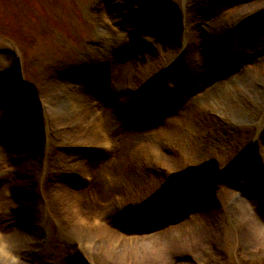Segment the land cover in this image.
<instances>
[{"label":"rangeland","instance_id":"obj_1","mask_svg":"<svg viewBox=\"0 0 264 264\" xmlns=\"http://www.w3.org/2000/svg\"><path fill=\"white\" fill-rule=\"evenodd\" d=\"M169 1L178 7L179 11L176 13L180 14V17L163 8L157 0H0V86L2 76L9 77L8 93L12 92L17 98L15 103L10 104L0 93V241L12 231V226L18 225L21 230L23 226H27L25 222L28 221V206L42 218H39L37 223L32 222V237H18L26 247L21 251L24 253L23 263H20L22 257L19 252L14 251L12 259L19 260V263H13L0 252V264H3L2 260L10 264H86L85 260H88L89 264H152L154 257L149 256L151 250H145L143 245L138 248L137 239L140 235L143 239L146 234L145 238L158 244L159 233H169L168 228L179 226L185 220L192 221V217L202 220L207 212L213 214L215 222L222 224L210 227L202 233L203 238L199 239L198 246L190 250H186L187 238L168 234L163 246L158 250L159 257L154 264H264V176L260 170L264 158L259 163L261 166L258 165L257 170H252L248 176L250 187L254 189L252 196L255 198V204L252 200V209L227 206L221 198L226 195L228 187L215 177L216 181L210 189L214 190L213 197L218 201V204L214 203V208L208 210V206L203 204L202 209H194V205L199 203L198 199H201L199 197L203 186H199L196 195L190 198V202L186 200L183 206V219L175 221L176 214L169 218L163 213L165 216L154 218L158 221L148 223L150 228L160 224L158 229L136 234L138 236L132 238V234L127 230L124 233L120 231L122 237L130 243L115 248L111 253L107 251V257L99 246L101 239L98 231L93 233L96 238L91 239V242L80 234L79 237L83 238L71 239L64 232V229L69 231L75 225L87 230L93 226L94 218L104 215L105 224L115 230V222L112 224L109 212L119 214L118 210L126 207L132 198L127 188L138 189L137 179H143V170L149 174H155V171L158 173L154 167L155 163L162 169V173L156 175L163 185L164 171H183L189 179L188 177L198 171L200 173L213 166H222L229 157L236 155L242 143L246 145L247 141H253L256 135H264V68L259 70L257 78L234 84L229 87V93L221 96L219 94L224 91L220 85L222 79L214 74L207 82L201 81L198 76L199 65H196L199 70L188 66L191 70L188 77L192 78V84L190 82L180 94H175L177 91L174 80L167 78L160 81L162 91L167 93V101L170 103H167L169 105L165 109L158 108L155 115L160 123L169 122L173 114L176 117L182 116L179 120L185 131L186 118L189 114L196 116L197 112L189 109L183 114L179 105H192L193 99H197L201 92L217 91L218 100H208V104L198 110L201 121L207 126L195 138L193 143H198L195 149L186 135H174V140L170 138L171 141L163 135V139L150 141L146 149L141 148L143 138H139L136 143L142 142L140 146L131 144L125 147L124 130L115 124V121L126 124L125 120L123 122L114 118V121L108 115L106 105L109 102V109H117L121 104L119 99L107 101L106 97H95L87 93V89L84 90L90 84L84 83L88 81V75L91 74V80L94 82L92 86L95 87L100 79L94 71L101 75L104 73L101 68L98 71L94 70V67L97 66L98 60L105 56L104 42L113 40L114 37L121 38L118 48L126 56L128 65L127 70L121 73L125 83L128 82L126 86L123 85L127 95L123 98V107L132 97L131 91L139 93L148 86L156 88L153 75L155 63L165 66L175 55L172 53L185 50L183 46L174 45L177 37L185 39V43H188L189 39L193 40L190 42L192 44L185 45H188L187 61L198 64L204 58L201 49L208 53L213 52L215 63L220 42L224 41L226 35L231 36L234 41L230 47L232 52L226 73L233 69L235 74L240 76L251 65L264 62V0ZM254 1L255 4H252ZM110 8L116 11L114 15ZM234 9L238 12L235 16H230V10ZM261 14L262 21L256 23L254 16ZM242 21L245 24L241 26ZM235 28L238 31L236 37L232 35L236 32ZM212 37L217 40L216 44H209ZM141 40L147 47L136 51V44ZM125 45L133 51L126 52ZM7 50H16L19 53L23 66L22 77L25 78L27 86L23 78L11 75L12 58L7 52L4 53ZM246 50L252 52V55L248 56L249 61L237 64L235 54ZM164 52L170 59L167 55L164 57ZM134 55L138 58L134 59ZM121 62L123 61L119 62L120 65ZM173 62L169 64L170 68L177 64V61ZM141 66L147 67L143 71ZM102 67L106 68L110 75L114 74L115 67L112 64L109 68L106 65ZM139 69L140 72L135 71ZM171 69L175 71L177 67ZM186 69V64L178 65L180 75L185 76V79ZM106 76L105 83L112 86L110 92L116 91L118 88L112 85L113 80ZM133 76L137 77L134 85L129 84ZM107 84L102 85V88L98 87L101 88L100 91L107 90ZM75 89L78 94L74 92ZM159 92L160 89L149 96L155 104L163 102L158 101ZM88 95L94 97L90 102L97 104L93 106L90 118H87L85 124L77 123L82 114L81 110L86 111V105L82 108L80 105ZM170 112L173 114L162 118ZM211 113L220 115L222 119L219 121ZM174 122L180 123L178 120ZM171 126L165 124L167 129ZM174 129L172 127V130ZM153 131L155 128L150 125L138 134L147 136ZM208 141L210 143H207ZM105 142L112 143L111 150L107 153L102 152ZM261 142L264 143V137ZM261 151L258 153L264 157ZM117 155H120L125 163L124 174L128 173L135 179L131 178L127 185L121 179L123 183L119 188L115 175ZM132 157L148 160L150 165H154L142 170L129 165L131 162L128 160ZM246 168L250 170V165L247 164ZM188 169L192 173L188 172ZM75 174H87L90 182L81 186L83 182L78 180ZM239 178L241 177L238 174L235 180ZM16 181L22 184L18 187ZM231 190L237 201L243 199V191L237 188ZM18 191H25L28 195L25 193V196H19ZM105 193L108 194L107 197ZM64 196H69L68 201L77 204L73 210L74 220H67L66 217L65 219L57 210ZM213 197L210 200H213ZM113 200L115 204L110 207ZM107 201H110L109 204ZM57 212L60 217H57ZM7 214L10 216L9 222L1 221ZM127 219L129 216H121L118 222L132 230L131 227H136L137 219ZM157 222L158 224H155ZM3 223L11 225L5 226ZM35 229H38V232ZM151 236L155 240H152ZM16 238L13 237L14 240ZM188 238L191 240L190 236ZM133 248L141 252L132 251ZM27 249L32 251V255H25ZM76 252L80 253V256L75 260L73 254ZM162 254L163 256H160ZM161 257L164 258L160 259Z\"/></svg>","mask_w":264,"mask_h":264},{"label":"bare ground","instance_id":"obj_2","mask_svg":"<svg viewBox=\"0 0 264 264\" xmlns=\"http://www.w3.org/2000/svg\"><path fill=\"white\" fill-rule=\"evenodd\" d=\"M255 1L252 2V4H255ZM110 12L113 13L112 15H114L116 13V11L113 10L112 8H110ZM237 12H238V10H235V9L234 10H230V16H232V15L235 16ZM164 14H166V13H164ZM252 16H250L249 19H251ZM262 16H263L262 14L254 16V19H255L256 23L262 21V19H263ZM244 24L245 23L242 21L240 25L242 26ZM154 31H155V29L153 28L152 32H154ZM234 31H236V32H233L232 35L236 37L238 31H237L236 28H235ZM120 40H121L120 37L119 38L118 37L117 38L114 37L113 40H110V39L106 40L107 42H104L105 56L103 58H101L100 60H98V63H97V66L99 67V69L101 68V70H103V72L107 76L110 75V73L107 71L106 68H104L102 66L106 65V67L108 66V68H109V66L112 64V66L115 67L114 70H113L114 74L110 75V79L113 80V84L116 85V88H118V89L116 91L114 90L115 93H113V92L108 93L107 94V98H109V99L117 98V99H119V102L121 104H120V107L117 110H113L112 108L109 109V103L106 104L108 106L107 108L109 110V114L108 115H110V117L113 120H114V118H119V119L123 120V117H126L127 112H128L125 108L122 107L123 98L125 99V97L127 96L126 93L124 92L125 88H123V87L126 86L128 82L125 83V81L121 77V73L123 71L127 70L128 65H127V62L125 60L126 56L121 54V52H120V50L118 48ZM235 40L238 41V39H236V38H235ZM192 41H193L192 39L191 40L189 39L188 43H184L183 47L185 48V50L180 51L178 53L177 52L172 53L173 55L174 54L175 55L171 59L168 58V55L164 52L165 53L164 57L167 55V58L170 59L165 66L159 65L160 63H155V68H154V73H153L154 82L156 83L155 87L160 89L161 95L164 96L162 88H161L159 83H160V81H163L164 79H167V78H169L170 80H174L176 82V91L177 92H175V94H178L179 92H181L184 89L185 86H183V84L185 83V77L183 75H180V70H178V65L179 64H182L183 66H184V64H186L187 72H189L190 68H198L197 70H199V67H200V73L198 74V76L201 78V81H205V82H207L209 79H211L214 74L219 73V69L216 66L212 65L213 52L208 53L204 49H201L204 52L203 53L204 58L202 60H200V63L195 64L194 62L192 63V61H187L188 57H187V51H186L187 48L186 47L188 45L192 44V43H190ZM216 41L217 40L214 37H212L211 41L209 42V44H211V43L212 44H216ZM186 44H188V45L185 46ZM125 47L129 50L127 45H125ZM192 49L194 50L193 47H192ZM251 55H252V52H250V51L248 52V50H246L243 53L242 52H238V53L235 54V58L237 59V60L236 59L235 60H236L237 64H239V63L244 64L246 61H249L250 57L248 58V56H251ZM205 57H207V59ZM190 58L193 59L191 54H190ZM209 59H210V61H209ZM120 61H123V62H121V65L119 64ZM173 61H177V64L174 66V67H177V69L175 71L171 69V68L174 69V67L170 68V65H169L170 63L171 64L174 63ZM228 61H230L229 57H228ZM133 63H134V61H133ZM187 63H188V65H187ZM232 63H233V65H235L234 62H232ZM196 65H199V67H197ZM188 66L190 67L189 69H188ZM228 66L229 65H227V67ZM141 67H142V69L144 71L147 66L146 67L141 66ZM263 68H264V62L260 63V65H251L248 69L246 68L240 76L236 75L235 71L233 69H231L229 71V73H227V75L226 74L224 75V78L220 82L221 89L223 87L224 91L221 92L219 95L221 96V95L225 94L226 92L229 93L231 91L229 89V87L234 85V84H237V83L242 84L243 82L248 81V79H250V78H257L259 70L263 69ZM117 69H118V71H117ZM22 71H23V68H22V64H21V72ZM220 72H222V71H220ZM118 73H120V74H118ZM136 79H137V77L133 76L131 81H129V84H132L134 81H136ZM190 82L192 84V78H188V76L186 75V87H188ZM133 85H134V83H133ZM79 86L82 88L80 83H79ZM76 89H75L74 92L76 94H78V91ZM85 89L88 90L87 93H90L91 95H93L95 97H97L99 95L96 87H91L90 84L88 85L87 88H84V90ZM152 91H154V90H152ZM216 92L217 91H215V92H213V91L210 92L209 91V92H204V93L201 92L200 94L197 95L198 98L193 102V107L190 106V104L189 105L188 104L187 105H184V104H180L179 105V109H181L183 114H185L186 111L189 110V109L196 110V112H197L196 116H193V115L189 114L188 117L186 118V131L184 129L185 127L183 126L182 122H180L179 117L170 118V121L169 122H165V123L155 122V124H154L155 131H153V133L148 134L147 136L139 135L138 134L139 129H137L132 124H124V123L122 124V123H119L118 121L114 120L115 124L117 126H120V127L123 128L124 133L126 135L123 145L125 147L130 146L131 144L140 146V143H142V142H140V143L137 142L136 143V140L139 139V138H143L142 139L143 146L141 148L144 149L147 145L150 144L149 143L150 141H156L157 139L165 138L163 135H165L170 141H171L170 138L173 139L172 136H174V135L175 136L176 135L177 136L186 135V138L189 137L190 140H191L190 143L192 144L191 145L192 148L195 149L196 145L198 144V143L197 144L193 143L195 138L197 137V135H199L201 133L203 128L207 126V124L205 122L201 121V118L199 117L198 110H199V108L205 107V105H207L208 102H209L208 100H210V101L214 100V99L218 100V95H216ZM93 96L90 97V95H88L81 102L80 108H82V106L85 104L86 106H84V107H86V111H82L81 110L82 114L77 119V121H78L77 123L81 122L82 124H85V121L87 120V118L88 117L90 118L89 114L91 113V110L93 109V106L97 104V103L90 102V99L94 98ZM188 99H190V98H188ZM85 102H87V103H85ZM166 107H168L167 102H163V104H161V108H166ZM150 109L153 112L156 110V108H153V107H151V108L149 107V110ZM119 111L121 113H119ZM111 115H113V117ZM177 120L180 123H178V124H176V122L173 123V121H177ZM123 122H124V120H123ZM165 124H167L168 126L169 125H172V126H171L170 129H167V128H165ZM172 127H174L175 129L172 130ZM207 143H210V141H208ZM121 153H123V152L121 151ZM117 157H118V159L116 160L117 162L115 164V175L117 176V182L119 183V185H118V188H119V186L122 187V183H123V182H121V179L124 180L125 185H127V181H129L131 178L133 180H135V179H134V177H130V175L128 173L124 174L125 173L124 170H125V167H126L125 163H124L123 159L120 158V155H117ZM100 158H104V157H100ZM262 158H264V157H262ZM205 162L207 163V161H205ZM132 165L137 166L140 169L142 168V170H143V168H150L151 167V165H150L148 160H142V158L140 160L138 157H136L132 161ZM227 165H229V164L223 163L222 169H220L217 172L218 173L217 174L218 175L217 176L218 179L223 181L226 184V186L228 187L226 195L224 197H222L221 199L227 204V206H230V207L237 206L240 209L244 208V207L252 209V205L253 204H252L251 201L254 200V204H255V198H253V196H252L253 193H254V189H252L250 187V181H249V178H248V171L249 170H247V168L244 167L243 164H239V166L238 165L237 166L234 165V167H236V168L235 169L233 168V170L229 169L228 171H226V170L223 171L224 170L223 167L224 166L226 167ZM234 170H235V172L238 171V173L240 174L241 178L239 180H235V178L233 177L234 176V174H233ZM240 170H245V172L247 171V173L240 172ZM143 172H144L143 179H137V181L139 182L138 189L137 190H133V189H130V187L127 188V190L129 189L128 190L129 196H131L133 198V199L130 198V200L128 202H133V203L135 202L136 205H134V208L137 207L136 211H135L136 212L135 213V215H136L135 218L137 219V220H135V226L136 227H134L133 231L130 232L133 235H135L136 233H146L145 231L148 230L149 226H150V224H148V223H150V221H153V220L154 221H158V220L154 219V218H157L156 216L147 218V214L150 213L154 209H152L150 207H146L145 209H141L142 208L141 206L142 205H146L145 203L149 199L153 200V201H155L156 199H161V195L159 194V192L162 191V188L159 185V184H161V181L157 180L158 177H157L156 174H153V173L149 174L148 172H145L144 170H143ZM261 173L264 176V160H263V169L261 170ZM23 174L26 176L25 173H23ZM183 176H184V173L181 172V177H183ZM144 180H146V182H144ZM27 181H28V176H27ZM140 181H142L143 184H141L142 182H140ZM186 181H187L188 186L184 187L183 192L185 194L181 196L180 203L182 205L184 203H186V200H187V202H190V198H192L194 196V194H195L194 187L199 185V183L191 184L192 180H186ZM25 182H26V180H25ZM20 183L21 182H17L16 181V186L20 185ZM235 188H237V190L243 191V193H244V194H242L243 195V199L241 201L238 200L240 202H238L234 198V195H232L234 193L232 192L231 189H235ZM257 190L261 191V189H257ZM18 193H19V196L20 195L21 196H25L27 194L25 191L24 192L18 191ZM105 194H106L105 197H107L108 194L107 193H105ZM6 202H7V200L4 201L3 206L6 204ZM109 202H108V204H109ZM217 202H216L215 198L213 200H206L205 204L208 206L207 209L209 210V209L214 208L215 204H218ZM160 203L161 202L157 203L156 207L157 208L159 207L158 209H161V207H162ZM114 204L115 203H114V200H113L110 203V207L114 206ZM116 205H120V204H116ZM74 207L75 206H73V204L71 202L67 201L64 198V199H62L59 202L57 210H58L59 213H61L60 215H63L64 218L66 217L67 220H69V219L70 220H72V219L74 220V218H75L74 211H73ZM157 208H155V210H157ZM58 212L56 213V215H58L57 217H60ZM26 213L28 215V217H27L28 221L25 222V224H27V226H25V228L23 226L22 227L23 230H21L18 225L16 227L12 226V228H13L12 231L10 233L8 232L7 233L8 234L7 237L6 238L3 237L2 240L0 241V252L1 253L2 252L7 253V254H5V257H8L9 254L12 257L14 255L13 254L14 251L19 252V254H20L19 256L22 257V259H20V263H23L22 260H23V256H24V253H22L21 251L26 249V247H24L23 243H21L20 240H18V237H22L23 235L26 238L32 237L31 235H32L33 230H34V226L32 225V222L37 223L39 218H40L39 216H37L35 213L32 212L31 206L27 207V212ZM113 214H114V216H113ZM153 214L156 215L157 213H153ZM109 215H110V218L112 220L111 221L112 224L115 222L113 224V226H114L113 228L115 230H112L111 228L106 227V226L105 227L102 226V227L98 228L99 230H94V229H91V228L86 230V229H84V228H82L80 226H76L75 225L69 231L64 229V232L67 233L66 235H68V237L71 238V239L79 237V234H80L81 236H84V238H86L88 241L90 239V242H91V239L96 238L95 236H93V233L98 231L100 233L99 237L101 239V244L99 246L101 248V251L104 252L103 254L107 257L108 256V255H106L107 251L111 253V252H113V250H115V248L126 246L127 244L130 243V241L125 240L122 237V235L119 233L120 231L124 233V232H126V230H128V227H126L125 225L123 227L121 225H119L118 219L121 216L118 215L117 213H114L113 211L111 213L109 212ZM6 216L7 217H5L4 219H1V221H4V220L8 221L10 216H9V214H7ZM213 217H214L213 214H211V213L209 214L207 212L206 215H205V218L203 217L202 220L192 217V221H186L185 220L179 226H176V227L172 226L171 228L167 229L169 233H165V234H163V233L160 234L159 233L157 235L159 237V240H160V242L158 241L159 242L158 244L156 242H154V241H153L154 243L151 242L149 240V238H145V237H147L146 234H145V237L143 236V239L141 238V235H140L138 237V239H137V242H138V245H139L138 248L140 249V245H143L142 247H145L144 248L145 250H151V254L149 256L154 257L153 262L156 263L157 259L159 257V255H158L159 251L158 250H160V247L163 246L164 240L167 239L168 234L171 233L173 236H176V237H180L181 236V238H183V237L187 238L186 242L188 244H186L187 245L186 246V250H190L194 246L195 247L198 246L197 243L199 242V239L203 238V234L210 227H214V226H218V225L222 224V222H219V223L215 222L213 220ZM40 219H42V218H40ZM127 220L129 221V219H127ZM161 222H162V220H161ZM3 224L5 226L11 225V224H8V223H3ZM155 224H158V222L155 223ZM201 225H203L202 228H199V226H201ZM85 226L87 227V225H85ZM35 230L38 232V229H35ZM161 232H162V230H161ZM197 234H198L199 237H197ZM14 236L17 237L16 240L13 239ZM189 236H190L191 240L188 238ZM79 238H83V237H79ZM139 238H141V239H139ZM151 238H152V240H155L153 236H151ZM134 241L135 240H133V242ZM192 242L194 244H192ZM6 243L11 244V245L5 246L4 244H6ZM202 245H203V241H202ZM29 249L31 250V248H29ZM29 249L26 250L25 255H32V251H30ZM139 249L133 248L132 251H135L137 253L141 252V250H139ZM94 251H96V250L94 249ZM160 256H163V254L160 255ZM101 257H102L101 260H103V256H101ZM163 258L164 257H161L160 259H163ZM2 261H3V264H10L9 262H6L5 260H2ZM72 262L74 263L73 260H72ZM92 262H94V260H92ZM17 263H19V260H17ZM154 263H152V264H154ZM74 264H81V263L80 262H76Z\"/></svg>","mask_w":264,"mask_h":264}]
</instances>
